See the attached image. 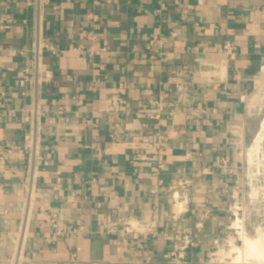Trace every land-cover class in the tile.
I'll use <instances>...</instances> for the list:
<instances>
[{
    "label": "crops",
    "instance_id": "obj_1",
    "mask_svg": "<svg viewBox=\"0 0 264 264\" xmlns=\"http://www.w3.org/2000/svg\"><path fill=\"white\" fill-rule=\"evenodd\" d=\"M38 37L57 52L41 57L54 74L38 95L48 150L28 203L32 170L12 146L29 129L33 96L17 80ZM263 82L264 0H50L40 18L27 0H0V264H172L183 230L196 242L191 264H256L233 261L232 226ZM165 96L166 113L152 117ZM199 102L207 116L187 121ZM52 214L72 229L51 241Z\"/></svg>",
    "mask_w": 264,
    "mask_h": 264
},
{
    "label": "built area",
    "instance_id": "obj_2",
    "mask_svg": "<svg viewBox=\"0 0 264 264\" xmlns=\"http://www.w3.org/2000/svg\"><path fill=\"white\" fill-rule=\"evenodd\" d=\"M107 2H110L111 0H105ZM50 0H27L28 5H35L36 6V11H37V16L38 18L41 17V12L43 9L44 5L49 4ZM162 8L164 5H161ZM194 9L193 5H188L184 11L181 12L180 18L181 20H186L188 17V14ZM94 20H96L95 17H93ZM172 36L175 35V33H171ZM47 50L50 51L53 54H56L55 48L45 42L43 39L40 37L37 38L36 42L33 45L32 48V62L30 66L24 67L21 69L20 76L17 80L18 87L20 88V95L22 97H27L28 92H32L33 96V103L32 106L30 107L29 110L23 109L24 112H26V115L24 117V121L29 124V129L27 132L24 134V145L21 146H16L13 145L12 148L15 150H23L24 152L27 153L28 157V163L31 168V177L29 178L28 185L26 187V192H27V202L30 203V201L33 199L34 196V190H35V167L38 164V161L40 159L41 153L43 151L48 150L46 146H42V141L40 139V118L44 116V112L40 106V103L38 101V95L40 93V88L45 85L49 84L52 82L54 74L53 71L50 69H43L42 64H41V57L43 54V51ZM235 48L230 47L229 53L233 55ZM20 54H25V51H21ZM181 87V86H180ZM179 87V88H180ZM168 96H165L163 98H159L158 100H155L153 102V106L155 107L152 113V117L154 118H159L163 114L166 113V102H167ZM169 99V98H168ZM181 102H185L186 99L184 97L179 98ZM170 105H176L173 104L172 100L170 99ZM178 102V101H177ZM5 110H2L1 107V102H0V115L2 112ZM7 112L11 116L16 115V110H7ZM208 112L204 106V103L199 102L193 107L189 108V110L186 112L185 118L187 121H195V122H200L205 119L207 116ZM164 139L163 136H158L157 143L155 144V149L160 151L161 146L160 142ZM147 153H138L136 154L137 158H146ZM153 164V170L156 173H160L161 171L164 170L165 168V161L162 159H156L151 162ZM242 201V200H241ZM239 202L237 206H235V217L233 220V230L234 233L236 234H243L244 228L242 227V220L244 219V210L242 208V202ZM182 211L181 213L186 212ZM178 217L175 218L177 220ZM51 225H52V234L50 240H54L56 238L64 236L66 233H68L72 228L71 226H64L61 227L58 224L57 221V215L52 214L51 218ZM105 224H107L108 230H113L112 225L110 222L106 219L104 220ZM196 242L189 236L187 231L183 230L182 232H177L175 236L173 237V245L172 249L169 253L170 260L172 261V264H191L187 260V250L189 248L195 247ZM234 248L240 249L239 247L234 245ZM10 264H21V256L16 255L13 256L8 260ZM74 262V259H72ZM146 264L151 263V259L149 257H146L145 260Z\"/></svg>",
    "mask_w": 264,
    "mask_h": 264
},
{
    "label": "rangeland",
    "instance_id": "obj_3",
    "mask_svg": "<svg viewBox=\"0 0 264 264\" xmlns=\"http://www.w3.org/2000/svg\"><path fill=\"white\" fill-rule=\"evenodd\" d=\"M251 99L250 140L239 152L240 167L237 172L244 185L241 195L244 210L241 225L244 232L234 235V245L240 248H234L235 253L231 256L234 262H241L236 257L246 248L250 250L249 242L255 241L264 245V82L255 89ZM243 260L242 262L261 263L257 259Z\"/></svg>",
    "mask_w": 264,
    "mask_h": 264
},
{
    "label": "bare ground",
    "instance_id": "obj_4",
    "mask_svg": "<svg viewBox=\"0 0 264 264\" xmlns=\"http://www.w3.org/2000/svg\"><path fill=\"white\" fill-rule=\"evenodd\" d=\"M250 244V245H249ZM250 250L246 248L244 252L240 254V258L243 260V258L246 260L249 259H257L259 262L264 264V245L257 243L255 241L249 242ZM251 251V252H250Z\"/></svg>",
    "mask_w": 264,
    "mask_h": 264
}]
</instances>
